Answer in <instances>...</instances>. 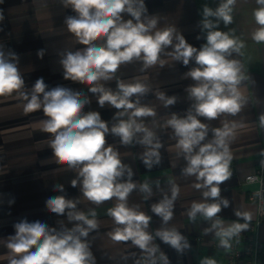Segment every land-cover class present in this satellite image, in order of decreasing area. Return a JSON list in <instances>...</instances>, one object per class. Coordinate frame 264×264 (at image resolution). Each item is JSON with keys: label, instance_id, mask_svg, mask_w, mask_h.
<instances>
[{"label": "clouds", "instance_id": "9594fccd", "mask_svg": "<svg viewBox=\"0 0 264 264\" xmlns=\"http://www.w3.org/2000/svg\"><path fill=\"white\" fill-rule=\"evenodd\" d=\"M2 2V0H0ZM65 8H71L76 15L67 16L64 23L68 32L85 47L67 51L60 63L64 79L89 86V92L96 96L100 107L108 105L116 109L109 126L98 112L84 113L82 110L90 100L82 92L63 86L51 89L38 78L30 91H25V81L20 73L19 56L14 51L5 52L0 46V96L16 93L24 103L26 113L42 110L46 119L42 130L51 134L49 147L57 164L75 170L77 176L71 186L78 185L83 196L100 205L115 198V206L108 210L116 227L108 235L113 241L128 242L141 250L135 264H170L169 258L154 243L159 238L178 254L191 248L188 238L175 227H168L173 218L174 202L179 195V186L169 181L170 195L165 193L158 202L151 205V212L161 218V227L150 233L151 216L129 206L128 197L139 189L144 200L152 196V185L137 184L132 180L133 171L122 162L119 151L113 145L106 146V136L120 138L124 146L134 142L143 146L140 160L147 169L161 163L160 149L163 147L155 132L147 128L140 118L154 117L156 112L148 105L141 104V97L150 89L137 81L126 83L116 79V89L106 88L101 81L115 78L121 65L133 60L142 61L145 68L154 66L165 49H173L174 61L187 66L194 60L197 67L185 73L195 83L186 88L187 96L193 101L184 116L172 113L166 121L177 137L176 148L186 161L182 176L195 177L194 187L202 190L203 201L193 202L187 215L195 222L202 217L210 222L204 230L207 235L214 232L219 246L231 248L233 238L249 227L252 214L235 211V216L245 223L234 222L225 225L218 217L222 208L229 207V200L221 197L220 185L229 180L233 172L230 143L235 138V122H225L222 127L211 129L201 122L200 117L213 120L222 114L235 116L247 103L239 85L247 77L239 61L231 59L233 53L241 54L244 43L231 31H221L219 23L225 26L233 22V9L237 0H220L213 9L205 5L200 21L201 31L206 33V43L199 49L187 42L174 27L156 30L158 20L147 15L144 0H60ZM258 7L253 18L258 25L251 34L256 43H264V0H256ZM127 15L129 19H124ZM0 12V21H3ZM200 37L198 36L197 39ZM44 50L37 52L43 58ZM135 97V99H133ZM159 99L165 108L177 102L176 96H167L160 91ZM126 117V119H125ZM259 126L264 129V113L259 116ZM264 156V150L261 151ZM45 163V162H42ZM264 166V160L261 161ZM126 177V179H125ZM255 182L254 177L248 178ZM157 188L160 181L154 182ZM53 190L63 193V185L56 184ZM262 196L261 193H256ZM264 199V196H262ZM78 200L64 195L46 200L47 210L57 216L67 215L69 222H75L71 229L50 228L39 220L29 222L22 219L14 224L15 234L7 244L11 255L8 264H95V257L87 240L89 233L99 228L97 213L88 214L78 210ZM11 203V202H10ZM159 254V255H157ZM200 264H216L212 258H203Z\"/></svg>", "mask_w": 264, "mask_h": 264}, {"label": "crops", "instance_id": "0c3cea01", "mask_svg": "<svg viewBox=\"0 0 264 264\" xmlns=\"http://www.w3.org/2000/svg\"><path fill=\"white\" fill-rule=\"evenodd\" d=\"M144 3L147 15H155L158 20L156 30L174 27L189 44L199 49L206 43V33L200 27L203 7L207 5L215 9L220 0H144ZM257 7L256 0H237L232 13L233 22L225 26L221 21L218 29L231 31L245 45L241 54L233 53L231 59L239 61L247 77L239 85L247 103L235 116L222 114L213 120L200 117L201 122L209 125L208 139L212 136L211 129L222 127L225 122L238 125L235 138L230 143L233 155L231 165L236 169V176L220 185L221 197L230 202L229 207L222 208L218 214L225 225L245 223L242 218L235 216V211L251 213V222L256 217V205L248 199V194L257 185H244L243 178L256 170L261 151L264 150V129L259 126V116L264 113V43H256L251 38L252 32L258 27L252 14ZM0 12L4 16L3 21H0V46L5 52L11 50L18 54V67L25 81V91H30L35 81L42 77L49 89L63 86L82 92L90 100V104L82 110L84 113L98 112L109 126L116 122L113 116L117 110L108 105L100 107L96 96L89 92L88 85L64 79V69L60 63L63 55L67 51L74 52L85 47L68 32L64 23L67 16L76 15L70 7L65 8L60 0H2ZM129 18L124 16L126 20ZM40 49L44 50L43 58L37 56ZM172 51L169 47L161 54L163 67L158 62L145 68L142 61L133 60L121 65L113 80L100 82L104 87L115 90L116 79L126 83L139 81L150 89L141 97V104L153 108L156 115L140 119L155 132L163 145L159 150L161 163L147 169L140 160L143 146L135 142L124 146L119 137L111 134L105 138L106 146L111 144L119 151L122 162L130 166L134 173V182L138 185L145 182L152 185L153 194L150 199L144 200V194L139 189L133 190L128 197L129 206L138 205L140 211L152 217L147 229L150 233L154 234L162 224L161 218L151 212V205L162 199L165 193L170 195L169 181L179 186L173 218L167 226L175 227L186 236L191 248L178 254L156 238L154 243L167 255L170 264H200L205 257L221 264L225 262L226 250L219 246V239L214 232L204 234L210 222L199 216L195 222L188 218L191 204L201 202L204 198L202 190L194 187L197 183L195 177L182 176L186 161L175 146L177 137L166 126L172 113L182 117L192 105L193 101L188 98L185 90L195 82L186 77L185 73L197 67L194 60L187 66L174 61ZM160 91L167 96H176L177 102L165 108L157 99ZM24 103L16 93L0 96V264L9 262L11 252L7 244L10 236L15 234L14 224L20 220H39L57 230L74 226L75 222H69L66 214L57 216L47 210L46 200L58 195L78 200L77 208L85 214L90 210L97 213L99 228L87 237L95 264H135L141 250L133 246L131 241L116 242L108 235L116 227L108 215V210L117 202L115 198L96 205L83 196L79 185L76 188L71 186L77 173L55 162L53 150L49 147L51 134L42 130V122L46 119L43 111L26 113ZM156 180L160 181L159 188L154 184ZM56 184L63 185V193L53 190ZM260 238L264 243V223L260 228Z\"/></svg>", "mask_w": 264, "mask_h": 264}, {"label": "built area", "instance_id": "2783aa9c", "mask_svg": "<svg viewBox=\"0 0 264 264\" xmlns=\"http://www.w3.org/2000/svg\"><path fill=\"white\" fill-rule=\"evenodd\" d=\"M264 156H260L256 170L244 176L243 184H256L257 187L249 191L248 199L256 205V217L249 223L247 230L242 231L238 237L233 238L231 248L226 250L224 264H264V243L260 238V228L264 223V166L261 161ZM236 176V169L230 166ZM249 177H254L255 182H250ZM262 196H257L256 193Z\"/></svg>", "mask_w": 264, "mask_h": 264}, {"label": "rangeland", "instance_id": "374dc122", "mask_svg": "<svg viewBox=\"0 0 264 264\" xmlns=\"http://www.w3.org/2000/svg\"><path fill=\"white\" fill-rule=\"evenodd\" d=\"M221 264H224L223 262Z\"/></svg>", "mask_w": 264, "mask_h": 264}]
</instances>
